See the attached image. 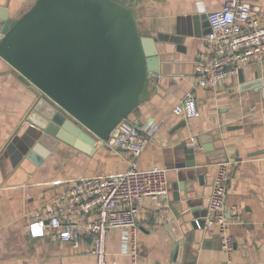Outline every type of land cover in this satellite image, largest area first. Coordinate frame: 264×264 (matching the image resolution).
I'll return each mask as SVG.
<instances>
[{
	"label": "crops",
	"instance_id": "obj_1",
	"mask_svg": "<svg viewBox=\"0 0 264 264\" xmlns=\"http://www.w3.org/2000/svg\"><path fill=\"white\" fill-rule=\"evenodd\" d=\"M34 1L30 0L24 11ZM244 1L264 21V0ZM3 2L0 0V13ZM129 4L138 29L163 36V48L174 50L167 56L175 57L168 72L148 83L140 96V127L158 128L138 164L143 169H169L170 201L164 215L153 200L141 206L138 264L225 261L217 230L203 233L194 229L192 222L195 215L206 211L220 162L230 164L226 215L235 241L233 260L264 264V152L251 156L264 150V59L214 87H198V117L176 115L175 107L193 89L198 53L209 50L207 36L212 28L207 12L221 9L224 0H130ZM14 23L12 20L11 25ZM3 24L0 18V30ZM39 95L35 85L0 57V158L4 160L0 164V264H96L87 240L74 244L50 234L31 237L28 224L45 201L77 179L124 172L131 158L121 150L97 144L98 140L91 152L60 141L35 165L24 154L22 136L28 127L25 119ZM10 142L15 149L9 152L6 146ZM191 147L194 152H190ZM184 185L194 189L188 210L187 194L179 191ZM190 232L191 241L187 238ZM121 250L122 230L113 229L108 238V260L131 264V257Z\"/></svg>",
	"mask_w": 264,
	"mask_h": 264
},
{
	"label": "water",
	"instance_id": "obj_2",
	"mask_svg": "<svg viewBox=\"0 0 264 264\" xmlns=\"http://www.w3.org/2000/svg\"><path fill=\"white\" fill-rule=\"evenodd\" d=\"M129 2L35 0L24 11L30 0H4L0 57L40 92L22 136L24 154L35 165L60 141L91 152L98 139L118 134L123 119L141 126L140 96L148 83L168 72L175 57L167 56L174 50L163 48V36L138 29ZM13 147L10 142L6 149L10 152ZM179 191L187 194L188 210L194 189L184 185ZM207 209L208 205L192 220L194 229L203 233L208 232L202 219ZM198 218L202 228L195 224ZM192 235L187 237L190 241ZM180 243L174 248V261Z\"/></svg>",
	"mask_w": 264,
	"mask_h": 264
},
{
	"label": "built area",
	"instance_id": "obj_3",
	"mask_svg": "<svg viewBox=\"0 0 264 264\" xmlns=\"http://www.w3.org/2000/svg\"><path fill=\"white\" fill-rule=\"evenodd\" d=\"M212 32L207 36L208 51L198 53L193 89L186 93L173 113L195 118L200 115L197 88L214 87L237 75L253 62L264 59V21L244 0H224L221 9L207 12ZM117 135L97 144L125 152L131 158L128 169L109 175H92L77 179L65 191L43 203L28 224L31 237L50 234L67 243L89 242L88 251L96 264H117L108 260V238L113 229L122 230L121 253L138 264V217L147 200L155 201L159 213H168L170 189L168 168L143 169L138 164L157 126L140 127L123 119ZM195 141V138H193ZM196 143V142H195ZM230 164L220 162L209 195L207 214L202 218L205 230L215 228L221 238L226 259L221 264H239L233 260L235 241L229 234L226 199ZM198 228L201 220L195 219ZM173 264V263H170Z\"/></svg>",
	"mask_w": 264,
	"mask_h": 264
}]
</instances>
